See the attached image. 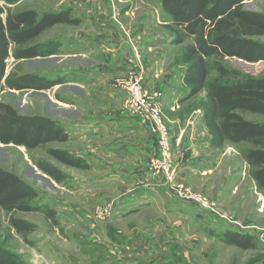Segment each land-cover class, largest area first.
I'll return each mask as SVG.
<instances>
[{
  "label": "rangeland",
  "instance_id": "obj_1",
  "mask_svg": "<svg viewBox=\"0 0 264 264\" xmlns=\"http://www.w3.org/2000/svg\"><path fill=\"white\" fill-rule=\"evenodd\" d=\"M69 6L72 14L81 18L80 25L58 23L33 40L36 44L52 40L60 42L62 57L58 54L57 57L15 60L10 56L6 61V73L61 76L64 84L57 89L43 90L44 93L4 89L0 92V100L12 104L19 113L47 116L59 123L75 119L84 124V118L88 116V112H84L86 105L91 111H100L110 105L118 110L117 120L122 119V113L135 118L132 108L125 105L127 91L116 84V78L128 80L131 75H142L138 85L155 99L169 131L171 129L172 173L167 176L153 174L149 158L160 155L157 133L143 121L156 148L151 149L146 161L147 175L139 179H118L117 175L106 174L104 170L105 175H100L102 162L99 158L92 161L88 154L70 152L89 148L98 152L101 140L122 139L116 136H124V131L120 130L109 136L105 131L102 135L99 131L94 135L87 132L84 141H74L76 137L70 141L65 130L67 140L47 142L29 150L13 144L2 145L0 166L14 172L37 190L34 203L52 208L56 223L42 210L10 213L0 208V244L27 264H264V191L257 187L252 175L257 167L244 159L246 151L264 148L248 141H225L222 146L195 150L187 147L195 140L205 138L210 141L211 138L203 120L205 90L190 96L188 87L181 81L185 69L181 66L186 65L179 61V54L184 44L192 39L188 38L183 44H172L173 34L164 24L167 19L161 9V0H22L11 5L10 9L30 8L42 13ZM243 8L264 13V0H245ZM143 14L147 16L141 18ZM88 22H92L95 29L119 27L123 32L138 26L155 29V83L145 81L146 68L141 60L135 61V66H125L123 73L110 78L109 82L83 80L78 83L82 88H73L69 79H75L68 74L69 67L83 66V62L63 56V52H68L70 32L87 28ZM257 39L264 42V35ZM209 61L213 62V58ZM222 62L240 76L264 77V60L247 61L246 64L237 58H226ZM106 68L109 67L98 66L97 70L103 72ZM168 73L170 77L166 76ZM214 75L212 73L208 78ZM57 92L71 103L57 102ZM237 113L250 121H264V115L259 113L239 110ZM51 148L80 157L86 166L63 164L48 153ZM186 157L189 161L196 157L205 158L195 160V164H206L210 170L184 168L182 163ZM37 160L57 167L65 179L56 182L48 175L49 178L44 176L46 174L34 163ZM132 188L142 189V199L138 203L128 201L129 205L124 207L120 192ZM179 191L188 195L190 192L194 198L198 195L205 197V206L196 199L180 198ZM11 214L31 222L33 229L24 234L16 232L8 221ZM225 230L252 235L256 246L240 248L222 241L216 235Z\"/></svg>",
  "mask_w": 264,
  "mask_h": 264
},
{
  "label": "trees",
  "instance_id": "obj_2",
  "mask_svg": "<svg viewBox=\"0 0 264 264\" xmlns=\"http://www.w3.org/2000/svg\"><path fill=\"white\" fill-rule=\"evenodd\" d=\"M22 0H0V92L4 89L47 90L58 84L37 73H6V61L48 56L54 53V42L33 43L44 30L58 23L78 24L70 8L38 13L34 9L12 11L10 6ZM245 0H161L169 15L167 28L173 34L172 44H184L179 61L185 64L183 84L188 95L205 90L202 102L203 120L210 133V144L222 146L225 141H248L264 148V121L244 119L237 111L264 115V77L240 76L224 65L226 58L255 62L264 60V13L243 8ZM213 58V62L209 61ZM212 73L215 75L208 78ZM68 135L56 120L38 114H22L9 102L0 100V143L29 149L51 141H65ZM48 153L63 164L85 167L86 163L69 152L51 148ZM245 161L257 167L253 178L264 191V150H249ZM35 165L46 175L61 182L65 175L51 163L37 160ZM37 190L14 172L0 166V208L7 212L42 210L56 223L52 208L34 203ZM10 226L24 234L34 225L22 218L9 216ZM1 227V216H0ZM222 241L240 248L256 246L252 235L225 230L216 235ZM0 264H27L17 254L0 244Z\"/></svg>",
  "mask_w": 264,
  "mask_h": 264
},
{
  "label": "crops",
  "instance_id": "obj_3",
  "mask_svg": "<svg viewBox=\"0 0 264 264\" xmlns=\"http://www.w3.org/2000/svg\"><path fill=\"white\" fill-rule=\"evenodd\" d=\"M72 13L73 12L70 8V16L72 18L79 19L78 24L80 25L82 23L81 18L74 16V14ZM165 15L167 22H165L164 24L166 25L169 23L170 18L166 13ZM146 16L147 15L143 14L141 18H144ZM89 23L90 22L87 23V28L85 29H77L74 32H70L68 52H63V56L68 55L70 58H74L75 61L79 59L83 62V66L76 64L69 67L68 74L70 76L73 75L75 79H69L70 85H74L73 88H82V86L78 85V83H82L83 80H88L94 83L99 80L102 82H109L110 78H113L116 75H121L124 71L125 66H135V61L141 60L144 62L146 68V73L144 74L145 81L148 80L149 82L155 83L154 77L157 76V71L155 69L157 66V36L155 29L151 30L150 27L145 28L138 26L135 29L130 28V30L127 29V31L123 32L119 27L100 26L98 29H95L93 28L92 22L90 24ZM78 24H75V26H77ZM140 24H143V22ZM132 37H134L133 39L135 40L138 59L134 58L132 45L130 43V40L132 41ZM52 42H54V53L48 55V57H57L58 54V57H62L61 52L63 50V47L59 45L60 42H55V40H52ZM140 55L142 59L140 58ZM98 66L111 68H106L105 71L99 72V70H97ZM181 67L185 68L184 66ZM38 74L42 75L41 73ZM43 76L47 79L56 80L57 82H59L51 88L57 89L64 84L61 76L55 78L49 77L46 74H43ZM166 76L170 77L169 73L166 74ZM140 77L141 79H143L142 75H140ZM116 79L119 78L117 77ZM29 91L44 93L43 90L31 89ZM55 97L58 98H56L58 100L57 102L61 104H64V102L71 103L69 101L67 102L62 96L58 94V92ZM85 108L84 112L85 114L88 112V116L84 118L86 120L84 124H80V122L76 121L75 119L60 121L61 125L68 133V139H70V141L74 137H76L74 138V141H84L86 140V138H84V135L87 132L88 134L94 135L96 131H99V133L101 132L100 135H102V133L105 131L106 136H109L110 133L116 134V131L120 130L124 131V133L122 134L124 136H121V134H116V136L123 138L118 140H101V145L98 152L94 151L95 148L91 150L89 148L87 150L83 149L70 152L80 154L84 153V155L88 154L91 157L92 161H96L99 158L102 162V173L100 175H105L104 171L106 174L109 173V175H117L118 179H139L144 175H147L145 169L146 161L151 155V149L154 150L156 148L155 143L153 146V143L151 142V136L148 131L147 125L144 124L136 114L135 118H131L130 116L127 117L122 113V119L117 120L118 110H115L114 107L110 105L105 106L100 111H91L90 107H88L87 105L85 106ZM74 110H76V106H74ZM97 119L100 120V122H98ZM131 130H133L134 132H129ZM182 145H185L184 142H182ZM209 146H212L210 144V141H206V139L204 138L193 141V145H188L187 147H191L192 150H195V148L198 147L207 148ZM195 160L202 161L205 160V158L196 157V159L189 161L186 157L184 159V162L182 163L183 167H188L190 169L191 167H198V169L202 170L203 172L210 170V167L206 164H195ZM114 171H116L117 174H115ZM47 178L49 177L47 176ZM141 190L142 189L132 188L130 190L127 189L126 191L124 190L125 192H120L124 199L121 201V203L124 204V207H127L128 201L133 200L136 201V203H138V201H141Z\"/></svg>",
  "mask_w": 264,
  "mask_h": 264
},
{
  "label": "built area",
  "instance_id": "obj_4",
  "mask_svg": "<svg viewBox=\"0 0 264 264\" xmlns=\"http://www.w3.org/2000/svg\"><path fill=\"white\" fill-rule=\"evenodd\" d=\"M132 50L134 56L138 58L137 49L135 44L132 43ZM140 75H131L128 80L116 79V84L127 91L126 107L132 108V112L135 113L144 123L151 125L157 133V151L159 156H152L149 158L150 168L154 169L153 174H161L163 176L170 175L172 173V150H171V135L168 129L167 123L162 117L161 110L154 98L144 92L140 85ZM177 192V195L185 200L196 199L203 206L205 197L198 195V198H194L192 193ZM201 199V200H200Z\"/></svg>",
  "mask_w": 264,
  "mask_h": 264
},
{
  "label": "water",
  "instance_id": "obj_5",
  "mask_svg": "<svg viewBox=\"0 0 264 264\" xmlns=\"http://www.w3.org/2000/svg\"><path fill=\"white\" fill-rule=\"evenodd\" d=\"M237 61L248 64L247 61H244V60H242V59H240V58H237ZM10 91H13V92H14V90H10ZM2 145H3V144L0 143V146H2Z\"/></svg>",
  "mask_w": 264,
  "mask_h": 264
}]
</instances>
